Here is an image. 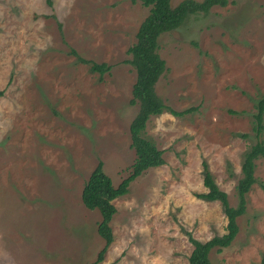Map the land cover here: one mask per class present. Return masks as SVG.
Listing matches in <instances>:
<instances>
[{"label":"rangeland","instance_id":"374dc122","mask_svg":"<svg viewBox=\"0 0 264 264\" xmlns=\"http://www.w3.org/2000/svg\"><path fill=\"white\" fill-rule=\"evenodd\" d=\"M148 12L132 0H0V264H89L102 249L99 212L83 206L81 191L98 163L117 186L134 160L127 50ZM157 45L166 71L156 94L173 112H191L149 119L145 136L164 164L113 201L114 240L99 264H187L185 232L204 242L226 227L221 205L196 197L206 191L202 162L235 206L242 155L254 144L264 0L212 7ZM71 51L110 70L100 79ZM255 178L238 235L209 254L214 264L260 262L264 159Z\"/></svg>","mask_w":264,"mask_h":264},{"label":"trees","instance_id":"16d2710c","mask_svg":"<svg viewBox=\"0 0 264 264\" xmlns=\"http://www.w3.org/2000/svg\"><path fill=\"white\" fill-rule=\"evenodd\" d=\"M236 0H182L176 6H172L170 0H132L139 2L148 8L147 17L140 24L136 33V41L128 48V64L136 72L135 83L132 86L130 103L136 105L138 110L129 125L130 148L134 153V160L129 168L128 175L115 186L103 169L102 163H98L91 171L81 191V202L88 210L99 212L100 221L97 225V234L104 244L96 259L89 264H99L103 261L107 248L114 238L110 223L116 214L113 201L125 196L130 184L149 169H154L164 164L163 152L145 136L146 125L151 117L169 112L174 116L191 112L190 109L183 113L170 110L156 94L155 85L160 76L166 71L165 62L157 52L158 38L167 32L178 29L192 16L205 15L212 7H226ZM50 3V2H49ZM80 63L89 66L91 72L98 73L101 77L110 70L106 64H97L80 58L74 51ZM3 91H0V97ZM252 131L254 144H251L243 153L240 165V178L235 185L237 204H229L227 194L216 184L208 165L202 162V184L206 191L197 194L198 199L207 202H218L226 218L225 233L215 235L211 239L201 242L194 239L190 233L185 232L193 249L188 257L187 264H214L209 257L212 251L220 253L228 248L235 240L239 232L238 218L244 215L246 210V195L253 184L256 183V161L264 159V93L254 104ZM246 138L247 135H242ZM259 264H264V249Z\"/></svg>","mask_w":264,"mask_h":264}]
</instances>
